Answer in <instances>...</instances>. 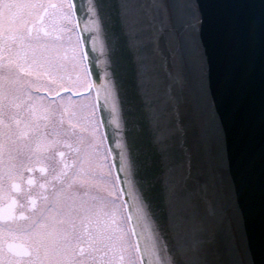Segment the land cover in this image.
<instances>
[{
  "label": "water",
  "instance_id": "obj_1",
  "mask_svg": "<svg viewBox=\"0 0 264 264\" xmlns=\"http://www.w3.org/2000/svg\"><path fill=\"white\" fill-rule=\"evenodd\" d=\"M74 4L144 264H264V0Z\"/></svg>",
  "mask_w": 264,
  "mask_h": 264
},
{
  "label": "snow or ice",
  "instance_id": "obj_2",
  "mask_svg": "<svg viewBox=\"0 0 264 264\" xmlns=\"http://www.w3.org/2000/svg\"><path fill=\"white\" fill-rule=\"evenodd\" d=\"M74 12V0H3L0 221L25 224L0 230V264H118L125 243L118 220L122 189L97 115L105 88L91 81ZM47 20L60 23L55 31L67 34V48L45 27ZM82 89L88 94L73 99L70 93ZM121 160L125 172L123 154Z\"/></svg>",
  "mask_w": 264,
  "mask_h": 264
},
{
  "label": "flooded vegetation",
  "instance_id": "obj_3",
  "mask_svg": "<svg viewBox=\"0 0 264 264\" xmlns=\"http://www.w3.org/2000/svg\"><path fill=\"white\" fill-rule=\"evenodd\" d=\"M2 4H3V0H0V12H2ZM45 27L48 28L50 31H54V35H59L61 37V41H63V46L64 48H67L68 45L66 43L67 41V34L63 33V32H59V31H55V29H58L59 27H61L60 23L54 22L52 20H47L45 22ZM77 33L78 32V26L76 28ZM47 41V38H45ZM56 43H61L60 41H57ZM53 55H55L56 53L53 52ZM39 55V53H38ZM45 55H47V53H45ZM65 65H66V71L68 73V75H70L72 77V79L76 78V72L72 69L71 67V62L68 60L64 61ZM43 94V93H41ZM88 94V90L86 89H82L80 93H76L75 91H73L72 93H70V95L73 97V99H78L80 96H86ZM60 95L67 97L69 95V93L64 92L63 90L61 91ZM97 115H98V111H97ZM99 116V115H98ZM75 123V121H74ZM65 128L67 129L68 126L65 125ZM77 133L86 136L87 133H80V129L79 127H77L76 129ZM66 139H72L74 140V137H65ZM104 144L108 147L106 140L104 141ZM109 148V147H108ZM113 173L115 172V169H112ZM38 175V174H37ZM103 176L98 175L97 176V180L98 182H103ZM117 186L121 188L120 185V181L119 179L117 180ZM124 191L122 190L120 192V196H119V200L123 203L122 208L119 209V216H118V220H119V225H120V230L121 232L124 234L125 236V243L123 245V248L121 250V254L119 257V261L118 264H143L142 263V259L140 256V252H139V248H138V244L135 234L133 232L132 229V225L129 219V214H128V206H127V200H126V196L125 194H123ZM93 195H106L105 192H93ZM113 198H115V196H113ZM23 225L25 224V221H21V220H16L14 223L11 221H0V230H3L5 228L6 225L8 226H15V225ZM8 242H11L13 244H18L20 241L18 239H11ZM83 247H87L86 244L82 245ZM5 256H7V252L5 251L4 253ZM98 255H102V254H98ZM89 264H101V261L97 260V261H90Z\"/></svg>",
  "mask_w": 264,
  "mask_h": 264
}]
</instances>
